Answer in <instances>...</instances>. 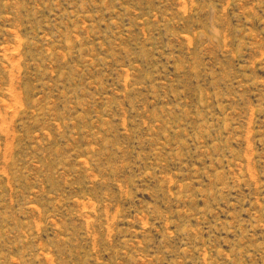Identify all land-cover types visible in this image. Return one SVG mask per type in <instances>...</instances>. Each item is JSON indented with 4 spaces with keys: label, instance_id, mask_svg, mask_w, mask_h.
<instances>
[{
    "label": "rangeland",
    "instance_id": "374dc122",
    "mask_svg": "<svg viewBox=\"0 0 264 264\" xmlns=\"http://www.w3.org/2000/svg\"><path fill=\"white\" fill-rule=\"evenodd\" d=\"M0 264H264V0H0Z\"/></svg>",
    "mask_w": 264,
    "mask_h": 264
}]
</instances>
